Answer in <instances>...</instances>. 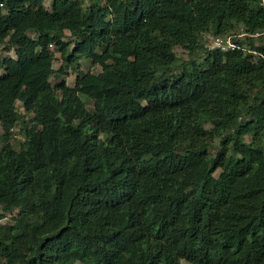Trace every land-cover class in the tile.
Returning a JSON list of instances; mask_svg holds the SVG:
<instances>
[{
  "label": "trees",
  "instance_id": "16d2710c",
  "mask_svg": "<svg viewBox=\"0 0 264 264\" xmlns=\"http://www.w3.org/2000/svg\"><path fill=\"white\" fill-rule=\"evenodd\" d=\"M46 1L0 0V264H264V0Z\"/></svg>",
  "mask_w": 264,
  "mask_h": 264
},
{
  "label": "rangeland",
  "instance_id": "374dc122",
  "mask_svg": "<svg viewBox=\"0 0 264 264\" xmlns=\"http://www.w3.org/2000/svg\"><path fill=\"white\" fill-rule=\"evenodd\" d=\"M84 1H85V3L87 2V0H84ZM50 3H51L50 0H47L46 1V6L48 8L50 7ZM202 44H203V49L200 51L199 54H203L205 52V50H208L209 44H211L210 35H204V37H203V43ZM51 49L54 50V48H51ZM176 51H177V53H178V55L180 57L185 58V59L188 58V55L186 53H184L181 49H177ZM4 56L5 57H7V56L14 57L15 56V53L14 52H11L10 54H4ZM61 63H62V61L60 60V55H57V59L55 61V69H58L59 66L61 65ZM80 64L82 65V69L85 72H96V73L98 72L99 73L101 71V68L100 67H92L90 64H88L87 62H85L81 58H80ZM3 72H4L3 69H0V75L3 74ZM72 72H73L72 70L68 69V71H67L68 74L64 73V74H62V77H61V80H63V79L66 80V82L69 85H71V86L75 82V77L72 74ZM51 81H52L53 84L58 83V79L56 77H52ZM59 81H60V79H59ZM18 105L21 106L20 103H18ZM2 134L3 133H2L1 126H0V150L2 149V147L4 145L3 138H2ZM247 140H249V139H247ZM23 141H24V138L21 135L20 128L18 126L14 130V135H13L12 139L10 140V144L16 150H19L20 145L23 143ZM217 176H219V172L217 173ZM182 264H187V263L183 262Z\"/></svg>",
  "mask_w": 264,
  "mask_h": 264
},
{
  "label": "built area",
  "instance_id": "2783aa9c",
  "mask_svg": "<svg viewBox=\"0 0 264 264\" xmlns=\"http://www.w3.org/2000/svg\"><path fill=\"white\" fill-rule=\"evenodd\" d=\"M211 47L226 51L228 49H234L235 45L232 42L231 38H228L227 40L215 39L213 40Z\"/></svg>",
  "mask_w": 264,
  "mask_h": 264
}]
</instances>
